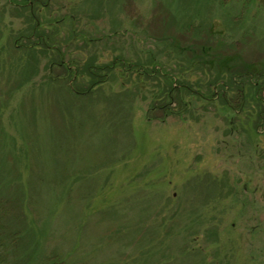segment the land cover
I'll list each match as a JSON object with an SVG mask.
<instances>
[{
	"label": "rangeland",
	"instance_id": "obj_1",
	"mask_svg": "<svg viewBox=\"0 0 264 264\" xmlns=\"http://www.w3.org/2000/svg\"><path fill=\"white\" fill-rule=\"evenodd\" d=\"M3 194L10 264H264V0H0Z\"/></svg>",
	"mask_w": 264,
	"mask_h": 264
},
{
	"label": "trees",
	"instance_id": "obj_2",
	"mask_svg": "<svg viewBox=\"0 0 264 264\" xmlns=\"http://www.w3.org/2000/svg\"><path fill=\"white\" fill-rule=\"evenodd\" d=\"M30 51H31V48H26L25 53H26V55H27L26 57L29 61H30V59H33V55H34ZM66 67H65L66 69L69 68V66H66ZM92 67H93L92 64L87 66V71L90 74H92V72H93L92 69L94 67L93 68ZM94 73H95V71H94ZM73 74H74V71H73ZM93 77L91 78L93 80L90 79V85L88 86V88H91L92 86H94L95 84L100 82L99 79H96ZM88 88L85 90H88ZM81 91H83V90H81ZM76 93H79V90H77ZM5 196H7V195L3 194V196H2L3 198H2L0 195V264H10L11 263V257H10L11 253L14 252V250L16 249V246L18 244V239H21L20 236H18V235H20L19 229H15V228L11 227L10 225L8 226L5 224L4 218H5L6 213H7L6 201L10 200L7 198L8 196L7 197H5ZM12 255L16 256L14 254H12ZM53 257H51V258H53ZM17 258H18L17 256H16V258L14 257V259H16V260H17ZM54 258L58 259L59 257L56 255V257H54ZM16 260H14L13 262L15 263ZM15 264H17V262ZM34 264H40V262H38V263L36 262Z\"/></svg>",
	"mask_w": 264,
	"mask_h": 264
}]
</instances>
